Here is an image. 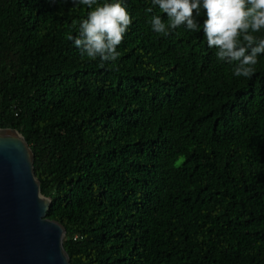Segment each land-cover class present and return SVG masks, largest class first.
Listing matches in <instances>:
<instances>
[{"label":"trees","instance_id":"trees-1","mask_svg":"<svg viewBox=\"0 0 264 264\" xmlns=\"http://www.w3.org/2000/svg\"><path fill=\"white\" fill-rule=\"evenodd\" d=\"M82 57L87 6L0 0V128L34 152L71 264H264V56L233 76L201 33L151 31Z\"/></svg>","mask_w":264,"mask_h":264},{"label":"clouds","instance_id":"clouds-1","mask_svg":"<svg viewBox=\"0 0 264 264\" xmlns=\"http://www.w3.org/2000/svg\"><path fill=\"white\" fill-rule=\"evenodd\" d=\"M91 9L70 36L82 57L115 62L132 24L126 0H72ZM152 32L171 35L177 29L201 33L219 61L233 66L236 78H251L264 56V0H148Z\"/></svg>","mask_w":264,"mask_h":264},{"label":"water","instance_id":"water-1","mask_svg":"<svg viewBox=\"0 0 264 264\" xmlns=\"http://www.w3.org/2000/svg\"><path fill=\"white\" fill-rule=\"evenodd\" d=\"M34 152L14 128H0V264H71L66 227L47 213Z\"/></svg>","mask_w":264,"mask_h":264}]
</instances>
